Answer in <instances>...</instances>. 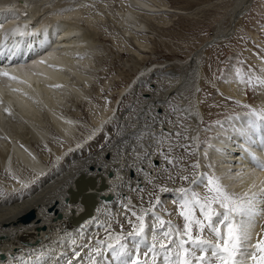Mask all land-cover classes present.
<instances>
[{
  "label": "bare ground",
  "instance_id": "1",
  "mask_svg": "<svg viewBox=\"0 0 264 264\" xmlns=\"http://www.w3.org/2000/svg\"><path fill=\"white\" fill-rule=\"evenodd\" d=\"M21 1L0 0V24L3 25L0 27V46L7 43L11 47L19 43L20 47V51L11 65H8L6 60L0 61V70H6L11 75L18 77V80L0 77V126L5 125V120H8L17 127L28 130V134L32 133V138L25 139L20 135L10 141L7 139L6 133L0 128V142L6 148L5 151L0 150V165L3 171L8 170L16 178L23 171H29L31 175L26 178L18 177L16 180L19 183L17 181L14 182L16 185L14 190L22 188L21 192H13V195L0 197V264H9L10 262L12 264H23L21 257L24 260H35L41 250L45 253L52 251L54 255H58L60 252H68L70 255L71 239L76 238L79 244L83 242L80 239L81 235L89 237L92 233L99 232V238L103 239L105 232L103 228H98L97 225L109 221L110 214L121 212L117 200L131 198L134 191L130 190L129 185L135 187L137 180L142 182L141 187L147 183L143 181L142 176L134 175L133 171L127 169L126 165L133 163V159L127 149L124 150L122 158L118 152L117 145L123 138L122 133L126 130H131L127 126L132 123H130L131 119L125 120L123 113L119 114L120 116L115 123H110L112 121L107 122L109 121L106 120L108 117L105 118L104 108L99 106L97 109H99L98 112L102 118L95 123L93 130L83 140H80L79 143L77 142L78 144L70 143L69 141L75 135V122L64 113V104L72 97L83 102V99L88 95V92L85 93L86 91L78 89L77 86L81 84H86L87 86L89 83L87 76L85 77L84 75L85 72L89 71L84 55L91 49L90 43L94 38L92 32L95 29L92 25L93 21L94 24L97 22L96 16H88L92 20L88 18L86 20L87 23L84 20L86 25L92 26L93 29H90L92 32L90 30H81V26L78 25L83 19L84 7L86 9V6L79 1V7L74 6L75 8L72 7L66 10L67 7L62 11L60 9V13L57 11L53 12L51 13L53 21L46 19L48 24L37 28L41 24L40 20L37 19L40 15H31L38 21L36 27H33L35 21L30 16L32 14L30 9L36 3L32 4V2L30 5L23 7L22 5H26L27 2L24 3L22 1L23 4L21 5ZM44 1L46 0L42 2ZM246 1L239 0L235 11L236 14H238L237 11L240 12L246 7H244ZM46 2L45 4H49L48 0ZM129 7L127 12L125 10L126 13L123 16V20L132 26L136 24V15L143 14L142 16L146 18L151 16L148 13H152V10L153 12L157 11L155 6L151 5L147 0L133 1L131 6L129 4ZM55 19L56 21H54ZM71 21L77 22L72 23ZM129 25L127 27H131ZM144 27V25L137 26V33H144L142 31ZM26 29L27 31H25ZM14 32L17 34L13 35ZM19 32L26 34L21 37L18 34ZM226 34V30L219 31L213 38L219 40ZM5 35L8 36L7 42L4 39ZM75 36L77 40L75 39L73 42L72 39ZM221 40L220 43L222 42ZM70 41L73 42L71 44L73 47L71 46L69 50L67 43L69 42L70 45ZM75 43L77 46H74ZM199 57L200 53H197L192 58L190 56L186 66H183L184 68L188 67V71L181 75L176 74L175 69L177 67V70H182L183 67L171 64V62H167L164 65L165 67L150 65L146 70L149 72L154 71L153 75L161 70L160 72L164 73H160L163 74L161 76H169L164 79L168 89L159 91L161 84L152 83L154 89H151V92L144 93L146 97L143 98L148 109L144 108L141 110L137 118L135 119L134 117V120H132L133 123L138 119L143 122V118L149 112L152 114L161 112V110L167 112L168 103L166 102L171 97L177 99V106L182 109L191 106L192 112L196 114L198 119H201L198 111L193 107L194 103H196L194 98L184 99L186 96L182 93L183 90L189 89L192 82L197 84L196 80H198V73L200 72L198 71ZM42 60L45 63H41L40 61ZM176 75L179 76L176 77ZM19 81H27V83ZM69 82H72L75 87L73 85V88L68 87ZM56 85L61 87H56ZM262 88H264V85ZM262 88L259 87L255 95L257 100L264 105ZM203 105H206V110L210 112L208 113L209 116L222 109L220 108L222 107L221 101L215 102L214 105L211 104L212 108L208 107L210 103ZM88 113L89 118L95 120L92 110L89 109ZM181 115L186 114L181 113ZM109 117L112 118V116ZM239 117L242 119L234 121V124L237 127L241 126V124L247 127L248 113L240 114ZM67 121H71V123H67ZM203 121L205 123V119ZM187 122L193 128L197 127L196 120L189 118ZM48 125H50L54 133L64 139L65 143H68L57 152L56 161L53 162L50 168L43 166L33 153L28 150H31L29 145L32 142L46 144L45 141L50 133ZM106 125H116L120 128V136L110 138L112 141L108 142V140L105 142L101 146L100 152L98 149L97 152L94 151L95 153L91 155L81 157L80 149L98 141L103 132L97 138L95 137ZM203 125L202 123L199 127L202 128ZM226 134L229 135L212 141L219 151L210 153L211 163L217 162L215 164H221L220 167L218 165L219 168H216L220 176H234L233 172L243 170L245 178L240 182V186L245 189L251 183L252 173L264 178V173L259 172L255 163L251 160L249 151L264 159V150H261L256 144L247 143L246 138L234 136L231 131ZM253 139L258 142L257 135H253ZM90 141L92 142L90 143ZM237 144L243 145V149L249 151L242 150L241 147H237ZM66 151L67 153L65 154ZM62 164L64 165L61 166ZM58 166L60 167L54 169ZM142 167L146 171H151L146 164L142 165ZM80 178H83L82 183L87 186L85 192L96 194L97 204L91 217L78 225H73L72 219L78 217L84 211V207L80 202H72L70 200L71 193L76 190L77 181ZM103 181L106 187L102 190L100 186ZM234 182L236 183L234 180H224L227 185H233ZM23 192L25 193L22 194ZM106 198H111L109 200L111 202L106 201ZM30 212H34V219L28 224H23L21 218ZM157 213L163 217L160 212ZM119 219L123 222L122 215ZM125 229H128L127 224H125ZM115 230L119 231V228L115 227ZM262 235L264 236V217L258 216L252 229L253 238L251 243L255 244L263 237Z\"/></svg>",
  "mask_w": 264,
  "mask_h": 264
},
{
  "label": "rangeland",
  "instance_id": "2",
  "mask_svg": "<svg viewBox=\"0 0 264 264\" xmlns=\"http://www.w3.org/2000/svg\"><path fill=\"white\" fill-rule=\"evenodd\" d=\"M22 1L24 3L27 2V4L24 5ZM22 1L21 5L23 4V7L30 5L32 2V4L36 3L30 9L32 12L30 16L39 14L40 16L38 15L37 19L40 20L41 24H36L38 21L31 16L35 21L33 27H36V25H38L37 28L40 26L44 27L45 24H48L46 19L53 21L51 13L56 11L60 13L67 7L66 10L72 7L75 8L80 1L83 5L85 4L86 9L83 6L84 16L81 20L82 23L80 21L78 26H81V30L84 31L95 28L93 32L90 30L94 36L90 43L91 49L84 55L87 61L86 66L89 67V71L85 72L84 75L85 77L87 76L89 83L87 86L86 84L77 86L78 89L86 91L85 93L88 92L87 99L85 98L83 102H80L72 97L66 101L67 104H64L67 107H64V113L75 122V135L69 140L70 143H79L93 130L95 123L102 118L98 112L99 109H97L99 106L104 108L105 118L108 117L106 120H109L107 122L112 121L110 123H115L123 113L125 120L131 119L130 123H133L134 117L136 119L141 110L147 108L143 98L146 97L144 93L151 92V89H154L152 83L161 84L159 91L168 89L164 79L169 76H161L164 74L160 72L161 70L153 75L154 71L149 72L146 69L150 65L164 66L167 62L183 67L188 63L189 57L191 56L192 58L197 53H200L198 69L200 72L198 73V80H196L197 84L192 82L193 84H190L189 89L183 90L182 93L187 98H194V102H197V100L202 101V103H194L195 105H193L199 116L205 119V123L202 119L204 124L202 128L213 125L211 131L207 133L201 132V138H213L218 134L220 138H225L229 134L221 133L220 129L214 126L215 121H222L227 127L229 123H234V121H229V117L247 114L253 109L264 108L263 103H260L255 95L257 89L259 87L262 88L263 85H256L255 89L251 86L241 85L235 81L233 71L234 65L242 66L246 72L251 71L253 75L264 78V51H262L264 50V0H247L248 3L246 1L244 11H237L238 14L235 11L239 0H147L151 5L155 6L157 11L153 12L152 10V13H148L151 16H145L146 18L142 16L143 14L136 15L135 26L125 22L123 16L127 12L129 4L131 6L133 1L139 0H48L49 4H45L47 0L44 2H42L43 0ZM92 15L97 18L96 25L93 21V28L88 24V26L86 25V20ZM237 17L238 19H236ZM71 22L76 23L77 21ZM127 25L131 27H127ZM136 25H144V30H142L144 33H137ZM223 30H226L227 34L220 38L222 39L220 43V39L217 40L213 36ZM76 38L75 36L72 41L74 42ZM72 41H70V45L69 42L67 43L69 50L72 46L71 44H73ZM74 46H77L76 43ZM204 46L207 47L205 48ZM238 60L243 63H237ZM186 71H188V67H183L182 70H177V67L175 69V73L179 75L186 73ZM221 72L226 73L228 79L233 82L226 83L216 79V77L221 75ZM178 76L176 75V77ZM72 85L74 86L72 82H69L67 86L73 88ZM197 89L200 91H197ZM217 90L223 95H218ZM153 91L156 93L155 90ZM217 101H221L222 107L220 108L222 109L209 116L208 113L210 112L206 110V105L203 104L210 103L208 107L212 108V105ZM168 102L177 106V99L174 97H171ZM244 105L249 107H244ZM89 109L92 110L95 120L89 118ZM167 112L172 115L169 105ZM109 116H112V118ZM172 118L175 119V116L172 115ZM106 126L98 141L80 149L81 157L91 155L97 152L98 149L100 152L101 146L105 142L108 140V142H111L112 139L110 138L120 136V128L116 125L108 126V129ZM0 128L6 133L5 135L10 141L20 135L25 139L32 138V133L28 134V130L17 127L8 120H5V125H1ZM48 129L50 133L45 141L46 144L32 142L29 145L31 150H28L33 153L43 166L50 168L53 162L56 161L57 152L68 143H65L63 138L54 133L50 125H48ZM108 132L110 133L108 134ZM111 134L112 136L110 137ZM3 145L0 142L1 151L6 150L5 145ZM215 163L213 164L212 162L215 165V173L220 175L216 168H219L221 164ZM200 171L206 172L209 169L202 166ZM239 172L241 171L233 173ZM30 175L29 171H23L18 177L26 178ZM17 178L12 176L8 170L3 171L0 165V193H2L0 197H7L13 195V192L22 191V188L16 189L17 191L14 190V187L16 188L14 182L17 181L19 183L16 180ZM233 180L236 183L234 182L233 185L229 184L232 190H244L242 189L243 186H240V180ZM155 182L169 188L189 186L187 182L182 181H177L175 184L160 180ZM142 187H146L149 191L152 190L147 183ZM197 190L203 191L202 189ZM157 194L160 196L162 205L167 209V212L163 211L160 206H157L154 211L160 212L163 215V219L172 220L176 224L182 225L183 219L178 215V205L173 202L175 196L172 193ZM143 195V206L148 207L149 197L147 192ZM131 199L133 204L137 207L140 206L141 201L137 192H133ZM168 213H172V215ZM149 220H151V215ZM261 239H264V236ZM9 264L12 263L10 262Z\"/></svg>",
  "mask_w": 264,
  "mask_h": 264
},
{
  "label": "snow or ice",
  "instance_id": "3",
  "mask_svg": "<svg viewBox=\"0 0 264 264\" xmlns=\"http://www.w3.org/2000/svg\"><path fill=\"white\" fill-rule=\"evenodd\" d=\"M18 34L23 37L26 33ZM4 39L7 42L8 36L5 35ZM19 51V43L11 47L5 43L0 46V61L6 60L11 65ZM40 62L45 63L43 60ZM237 63L243 62L238 60ZM233 71L235 81L241 85L253 89L256 85H264L262 76L246 72L242 66L234 65ZM0 77L18 80L6 70H0ZM216 79L233 82L224 72ZM261 91L264 92V88ZM217 94L223 95L219 90ZM166 103L175 119L163 110L155 114L149 112L143 122L138 119L127 126L131 130L122 133L123 138L117 145L121 158L127 149L133 159L132 164L126 165L127 169L133 171L134 175L142 176L143 181L151 186V191L141 187L140 180H137L135 187L129 185L131 191L137 192L140 206L133 204L130 197L119 199L117 204L121 212L110 214L109 221L97 225L105 232L103 239L99 238V232L89 237L81 235L83 242L79 244L76 238L71 239L70 255L68 252L54 255L52 251L45 253L41 250L35 260L21 257L23 264H264V239L251 243L256 219L258 216L264 217V178L252 173L248 187L242 191L232 190L224 180L243 181L245 173L241 170L235 176L216 175L210 153L219 151L212 143V139L219 140V134L213 138H201V132L211 131L213 125L200 128L202 118H197L191 106L182 109ZM196 103L202 101L197 100ZM189 118L197 121L196 128L187 122ZM228 119L239 121L242 118L235 116ZM214 126L221 133L231 131L234 136L246 138L247 143L256 144L264 150V108L248 113L247 127L243 124L237 127L234 123L225 127L224 122L219 120L214 122ZM253 135L258 136V142ZM237 147L249 151L243 149L241 144H237ZM249 155L259 172L264 173V159L250 151ZM145 164L151 171L142 167ZM202 166L209 171H200ZM156 180L173 184L182 181L189 186L169 188L156 183ZM145 192L149 197L148 207L143 206ZM157 193H172L175 196L173 202L178 205L182 225L165 220L154 211L160 206L167 212ZM121 215L123 222L119 219ZM114 225L119 231L115 230Z\"/></svg>",
  "mask_w": 264,
  "mask_h": 264
},
{
  "label": "water",
  "instance_id": "4",
  "mask_svg": "<svg viewBox=\"0 0 264 264\" xmlns=\"http://www.w3.org/2000/svg\"><path fill=\"white\" fill-rule=\"evenodd\" d=\"M83 178L78 179L77 181V188L71 193L70 200L72 202H80L83 207L84 211L82 214H80L78 217L72 219L73 225H78L82 221L86 220L87 218L91 217L93 215L94 208L97 204V197L96 194L85 192L87 186H85L83 183ZM106 184L103 181L102 185L100 186V189H105ZM111 198H106V201H109ZM34 212H30L29 214L25 215L21 218V222L23 224H28L34 219Z\"/></svg>",
  "mask_w": 264,
  "mask_h": 264
}]
</instances>
